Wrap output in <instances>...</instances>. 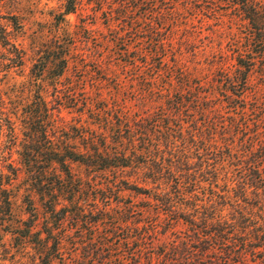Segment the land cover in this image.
Instances as JSON below:
<instances>
[{
    "label": "trees",
    "instance_id": "obj_1",
    "mask_svg": "<svg viewBox=\"0 0 264 264\" xmlns=\"http://www.w3.org/2000/svg\"><path fill=\"white\" fill-rule=\"evenodd\" d=\"M76 2L67 0L64 17ZM157 2L137 3V9L146 6L139 18L153 16ZM224 2L251 31L235 57L237 68L214 72L212 81L195 76L151 29L152 47L140 46L131 57L127 45L124 55L133 63L122 64L135 68L143 109L129 116L121 107L111 143L107 124L94 126L100 113L89 97L83 102L87 125L68 131L59 130L39 97L41 112L28 122L23 162L40 205L27 195L25 227L8 230L16 248L33 245V264H264V0ZM153 18L165 20L163 14ZM8 33L0 29V42L14 47ZM23 59L18 53L9 60L19 67ZM69 60V49L55 47L32 74L39 81L50 74L61 87ZM56 102L63 104L60 97ZM73 164L86 174L75 173ZM2 172L0 207L10 222L12 180ZM219 177L224 186L217 187ZM125 191L149 202L137 218L129 207L111 213Z\"/></svg>",
    "mask_w": 264,
    "mask_h": 264
},
{
    "label": "rangeland",
    "instance_id": "obj_2",
    "mask_svg": "<svg viewBox=\"0 0 264 264\" xmlns=\"http://www.w3.org/2000/svg\"><path fill=\"white\" fill-rule=\"evenodd\" d=\"M143 1L146 0H77L75 12L64 17L67 0H0V29L9 32L8 38L14 46L0 42V171L4 179L12 180L7 187L13 215L8 222L0 207V218H4L0 220V264H33L35 259L33 245L16 248L8 230L25 227L27 195L33 197L37 207L40 205L29 186L23 162V142L30 134L28 122L41 112L37 106L39 97L46 100L55 125L59 130L66 128L65 131L87 125L89 114L83 102L89 97L100 113L97 116L101 120L93 122L94 126L103 129L107 124L109 129L105 132L111 143L110 127L118 124L116 117L121 115V107L129 116L139 115L143 109L135 68H124L122 64L133 63L132 58L124 55V50L129 49L127 45H132L131 57L140 46L152 47L151 29L158 32L159 45L172 47L182 66L195 76L207 74V81H212L214 72L221 69L233 72L237 68L235 57L238 51L245 50L251 31L242 16L225 8L224 0L215 5L211 0H157L155 14L149 13L146 20H141L146 6L137 9L135 5ZM172 11L178 14L170 16ZM161 14L165 20L153 18ZM173 18L180 19L178 27L169 23ZM55 47L70 50L69 68L61 87L53 85L50 74L40 81L32 74L34 64L50 56ZM18 53L24 62L14 67L9 59ZM57 97L62 99L61 106L56 102ZM157 107V103L151 106ZM80 115H83L81 122ZM7 164L12 165L18 177L10 176L5 168ZM72 167L75 173L86 174L77 164ZM224 184L221 177L217 187ZM116 199L120 204L112 214L129 207L135 213L132 217L137 218L149 205L143 196L130 191Z\"/></svg>",
    "mask_w": 264,
    "mask_h": 264
}]
</instances>
